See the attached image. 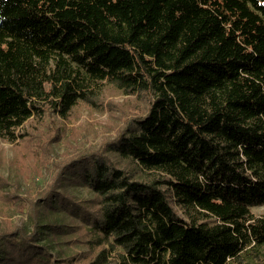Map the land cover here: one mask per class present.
<instances>
[{
  "label": "trees",
  "instance_id": "trees-1",
  "mask_svg": "<svg viewBox=\"0 0 264 264\" xmlns=\"http://www.w3.org/2000/svg\"><path fill=\"white\" fill-rule=\"evenodd\" d=\"M81 104L114 133L50 160ZM0 138L47 171L0 173V264H264V0H0Z\"/></svg>",
  "mask_w": 264,
  "mask_h": 264
},
{
  "label": "rangeland",
  "instance_id": "rangeland-1",
  "mask_svg": "<svg viewBox=\"0 0 264 264\" xmlns=\"http://www.w3.org/2000/svg\"><path fill=\"white\" fill-rule=\"evenodd\" d=\"M128 97L129 96H127L123 92L111 89V87L107 89L106 100H109V102L113 101L114 104L121 106L122 109L126 106L127 103H131ZM122 109L115 108L114 111L119 116L124 112L122 111ZM137 111H139V109H137ZM110 116L111 114L109 110H93V108H91L87 104H81L78 107V117L72 118L70 120H65L60 116H57L55 113L51 112V119H48L46 122L52 121L53 127L61 126L62 128H64L65 136L60 142V144L48 145L49 154H47L46 156H49L50 160L60 159L67 148L65 138L71 139L72 143L77 142V144H99L104 136H110L115 131L113 128L108 129L104 123H101L99 121L110 118ZM113 122L117 124L116 120H113ZM42 128L44 130L48 129L46 124H43ZM32 130L35 135H40L42 133V131L34 128H32ZM53 133L54 132H52L51 134ZM75 136L76 138L78 137L77 140ZM35 145L36 141H34V147ZM41 154L42 153H40V155ZM33 168L37 171H42V173L38 174V178L42 181L41 183H45L44 174L47 171L40 163V159H37L30 149H26L24 152H21L16 149L14 144L9 143L4 139L0 138V173L2 175L9 178L12 182H14L17 177H20L21 180H24L21 177V173L30 174L29 178H31L35 175V172H37H34ZM26 184L28 183L26 182ZM70 190L74 191L77 195H80L82 198L89 197L91 195V192L83 186H71ZM254 211L259 215H264V204L254 207ZM80 248L81 247L78 246L74 247L75 250H80Z\"/></svg>",
  "mask_w": 264,
  "mask_h": 264
}]
</instances>
